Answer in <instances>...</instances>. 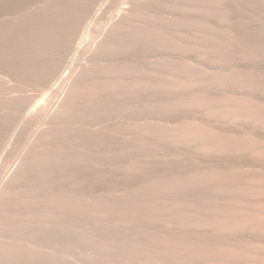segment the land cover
Masks as SVG:
<instances>
[{"label":"bare ground","instance_id":"6f19581e","mask_svg":"<svg viewBox=\"0 0 264 264\" xmlns=\"http://www.w3.org/2000/svg\"><path fill=\"white\" fill-rule=\"evenodd\" d=\"M99 1L101 2V0H0V153H3L5 151L10 152L17 145L21 144L20 142H21L22 137H27L24 135L29 130L31 131L32 128L35 129V127L38 125V123L42 119H43V122H45L44 123L45 126L43 124V126H44L43 127L40 124L41 127L38 126L39 129L37 131L35 130L36 132L32 136L33 139L31 140L32 143L29 141L31 145H34L33 143L39 144V146L40 145L44 146V145L49 144V143H50L49 145H51V143L55 144V142L58 140L56 146L58 148L60 147L62 149V148H64V145H67L63 140H68L70 137L77 138L78 133H81L84 136L87 134H93L91 132H96L97 133L96 135H98V136L100 133H102V134L104 133L102 130H101L102 132H100V131H98L100 129H98V130L96 129L99 132V134H98V132L90 126L92 123L89 124V122H90L89 120H87V121H89L88 123L87 122L84 123L85 121L84 122L81 121L82 123L78 122L81 125L80 127L74 126L75 127L74 128L72 126H69V125L66 126V125L69 122L78 120V118H77L79 115L78 111L81 110V111L85 112L87 109L90 110L91 107H92V109H93V107L95 108L96 105H94V103H96V102L102 103L103 100L109 102L111 99L113 100L115 98L119 101L121 100V98H120L121 95L119 97H117L118 94L114 95V93H113V92H118L116 89L117 87L115 88L116 89L115 91H113L114 89L112 90L113 91L112 95L115 96V98H113L111 96V92L108 91L109 87H108V89L106 88L107 89L106 90L105 89L106 86L105 87L103 86L105 84L107 85L108 79H109L108 77H110V75H111V74L109 75V73H107V71H104L103 67L109 66V68H110V67L114 66L115 64H116V66H117V64L118 65L120 64L121 66L124 65L122 63H124V61L126 59L121 57L122 59L120 60V58L118 59V57H116L115 55H112L113 53L110 54V51L115 52L114 50L116 47L115 48H113V47L115 45L118 46L121 43H122V46H124L123 45L124 43L125 44H128V43L133 44V42L131 43V41H134L136 39L135 36H139L140 32H142L140 29L141 28L144 29V25H148V26L150 25V24H146V22L148 23V20L150 19L149 17L151 15L150 16L147 15V16H149L148 17L149 19L145 18V17H147L146 15H145V17H142V18H144L143 20H145V24L142 26L144 21L140 20V22L142 21L143 23H141V26H139L138 25L139 22L137 24L138 19L136 17L137 16L136 14L138 11V7L143 9V10L140 9L141 12L144 11V9H146V6L149 7L148 6L149 4H151L150 6L154 8V6H153L154 1L152 2V0H128L127 5L121 7L119 9V11L116 12L117 14L115 15V19H113L114 21L112 20V22L107 27H106V25L109 22L107 24L105 23L106 28L103 27L105 30L101 36L102 38H99V36L97 37L100 39V41L97 40L98 42L96 44L94 43L95 45H93V43H92L93 46H91L90 49L88 48L89 52L87 50H83L84 53L85 52L87 53V55L85 54V56H84L82 54L83 52H81V49L83 48L82 45L85 43V41H84V30L87 28V25L89 24V22H91L90 19H92L91 17L94 16V12H95L94 10L96 9V11H97V8L95 6L98 4ZM108 1H109V3L113 2L112 0H108ZM199 1L203 2V0H199ZM199 1H198V3H200ZM259 1L260 0H258V3H259ZM102 2H104V0ZM114 2H115V0H114ZM114 2L112 3L113 5L116 3V2L115 3ZM118 2H120V0ZM122 2H124V1H122ZM209 2L212 4V1H209ZM213 2H215V0ZM219 2H221V1H219ZM104 3L106 4V1ZM205 3L210 5V3H208V1ZM251 3L253 4L254 2L252 1ZM258 3L256 5H258ZM216 4H217V2H216ZM221 4H222V2H221ZM248 5H249V3H248ZM256 5H254V6H256ZM120 6L117 5L118 8ZM228 6H230V5H228ZM100 7H101V5H100ZM151 7H149V8H151ZM153 8H151V9L153 10ZM114 9H116V7ZM231 10H233V8L229 9V11H230L229 13L233 14L234 11L232 12ZM155 11H157V9ZM109 12H111V11H109ZM224 12H226V11H224ZM235 13L236 12H234V16L236 15ZM98 14H100V13H98ZM226 14H228V12ZM102 15H103V13H102ZM111 15H113V13ZM153 15H155V14H153ZM221 15H223V14H221ZM96 16H97V14H96ZM227 16L229 18L230 14ZM234 16L230 17V19L233 18ZM104 17L107 18V16H104ZM93 18H95V16ZM102 18H103V16H102ZM106 18H104V19H106ZM222 19H224V18H222ZM102 21H103V19H102ZM149 21H150V23L151 22L153 23L156 20L154 19V21H153L152 19H150ZM157 23H160V22L158 21ZM226 23H228V22L226 21ZM231 23H232V21H231ZM161 24H162V22H161ZM155 25L150 26V27H155ZM157 25L159 26V24H157ZM205 25H203V26H205ZM91 27H92V25H91ZM145 28H147V27L145 26ZM156 28H158V27H156ZM230 28H232V30L234 29L237 32L236 36L239 37V39H237V41L238 40L243 41L242 39L244 38V40H245L246 36L248 38L251 36V34L249 35L248 32H246V33L249 36L247 34H245V30L243 28H241V30L242 29L244 30V34L246 35L245 37H244L243 32H240V30L238 28L235 27L236 28L235 29V28H233V26H231ZM237 29L239 31H237ZM232 30L230 32V29H229L230 34L226 30L228 32V33L226 32V34L231 35L230 38L232 37V35L234 36V34H235L234 33L235 31L233 30L234 32L232 33ZM86 32H88V28H87ZM136 32L138 35L136 34ZM175 33H173V34H175ZM88 34L89 33H87V35ZM146 34H148V33H146ZM237 34H239V35L241 34L242 36L241 35L240 36L243 38L240 39V36ZM143 35H145V34H143ZM86 37H90V36H86ZM206 37H205V39H206ZM223 37H225V36L223 35ZM220 38L221 37H219L218 40H221ZM226 39H228V37H226ZM138 40L139 39H136L137 42H140ZM201 40H204V39H201ZM235 40H233V41H235ZM94 41H96V40L94 39ZM233 41L230 40L229 43L232 42V43H230L232 45ZM248 41H249V39H248ZM250 41H251V39H250ZM90 42H91V40H90ZM137 42H136V44H137ZM214 42H215V40H214ZM216 42H218V41H216ZM205 43H207V42H205ZM229 43H227V44H229ZM237 43L238 42H236L234 44L237 45ZM136 44L134 41L133 46L135 45L134 47H136ZM89 45H91V43ZM138 45H139V43H138ZM236 45H235V47H236ZM85 46L87 47L86 44H85ZM141 46H142V44H141ZM144 46L145 45L143 44V49L148 48V47H144ZM232 46L234 47V45H232ZM80 47H82V48L79 50ZM119 47H121V45ZM129 47H132V46L128 45L127 49H129ZM137 47H139V46H137ZM233 47H232V50H233ZM235 47H234V49H235ZM136 48H135V50H136ZM236 48H237V53L239 54V52H238L239 47H236ZM125 49H126V47L123 50L125 51ZM127 49H126V51H127ZM130 49L132 52H135V51H133L134 48H133V50H132V48H130ZM130 49L128 50V52L130 51ZM198 49H202V48H198ZM78 50L80 51V52H78V54L80 53V55L82 54V57L84 56L83 57L84 62H83V60L81 62H79V60L77 61V58L79 57L78 56L75 60L76 63L78 62L77 66L73 65L74 67L76 66V69L74 68V72H72V74L68 77V79L65 78V80H64L65 82H64L62 79L63 78L62 74H64L63 73L64 68L66 66H67L66 68H68V65H67L68 62H70V59H73L74 55H77L76 52ZM137 50H136V53H137ZM148 50H149V48H148ZM226 50H224V52ZM116 51L118 53L119 50H116ZM140 51H143V50L140 49ZM145 51H147V50H145ZM200 51L203 52L204 50L203 51L200 50ZM207 51H209V50H207ZM224 52H223V54H224ZM230 52H231V50H230ZM129 53H131V52H129ZM129 53H125V54H129ZM123 54H124V52H123ZM142 55H143V52H142ZM139 56H137L135 58H138ZM127 58H128V56H127ZM141 58H145V55H144V57L142 56ZM133 59H132V56H129L130 61H133ZM222 59H220V60H222ZM146 60H144V61H146ZM225 60H224V65L226 64ZM134 61H135L134 63H136V59H134ZM137 61H139V60H137ZM147 61H149V59ZM238 62H239V60H238ZM139 63H142V61ZM143 63H144V65H145V63L147 64V62H143ZM143 63L141 64L142 68H143ZM128 64L129 63H127V65ZM131 65H133V67L134 66L137 67V65H140V64L137 63L136 65H134L131 63ZM131 65L129 64V68ZM206 65H207V63H206ZM199 66H201V64ZM122 67H124V68L127 67L126 63H125V66H122ZM66 68H65V70H66ZM106 68H108V67H106ZM194 68H196L195 65H194ZM118 69H122V68L119 67ZM128 69H127V71H128ZM71 70H73V68ZM141 70H138V71L141 72ZM199 70H202V67ZM228 70H229V68H228ZM230 70H231V67H230ZM232 70H234V69H232ZM124 71H126V70L124 69ZM178 72H181V71H178ZM237 72H239V71H237ZM135 73L136 72H134V75H136ZM227 73H229V72H227ZM232 73L230 71V75ZM119 74H120V72H119ZM119 74H117V75H119ZM199 74H198V77H200ZM132 75H133V73H132ZM139 75H140V73H139ZM195 75H196V72H195ZM216 75H218V74H216ZM225 75L226 74H223V76H225ZM241 75H243V74H241ZM126 76H127V74H126ZM209 76L210 75H208V77ZM114 77L112 79H114ZM131 77H133V76H131ZM220 77L222 80L223 77L222 76H220ZM226 77H227V75H226ZM237 77H238V75H237ZM253 77H252V79H253ZM138 78H140V77H138ZM204 78H206V77H204ZM248 78H250V77H248ZM217 79H219V78H217ZM226 79H228V77ZM241 79H242V77H241ZM126 80L127 79H125L124 81L126 82ZM136 80H137V78H136ZM198 80H200V79H198ZM229 80H230V78H229ZM133 81H135V80L133 79ZM236 81H237V79H236ZM10 82H13L14 84H16L18 82L19 83L24 82V84L26 83V85H30L29 83H31L33 85V83H34V85L35 84L37 85L36 87L40 86V88L42 87V89L45 88L46 90L51 89L50 90V91H52L51 94L54 97V103H53L54 107L51 108L48 105L49 102H47V101H50L52 99H50V100L44 99V101L46 100V102H43L42 100L36 101V99L33 96L29 97L27 95L28 91H27V93H24V94L18 93L19 91L16 90L15 86L12 87L13 83L11 85ZM62 82L67 84V87L63 88V90H60V88H58L57 86L59 83H62ZM209 82H211V81H209ZM209 82L207 83V86H208ZM253 82H254V80H253ZM133 83H135V82H133ZM136 83H137V81H136ZM140 83H142V81ZM222 83L224 84V82H222ZM21 84H23V83H21ZM17 85H19V84H17ZM179 85L178 86L176 85L178 87V89H180L179 87L182 86V85L181 86H179ZM120 86H121L120 89L122 90V85H120ZM218 86H219V84H218ZM234 86H235V84H234ZM261 86H262V84H261ZM33 87H35V86H33ZM228 87H225V89H227ZM255 87H257V86H255ZM29 88H27V90ZM13 89H15L17 92H14ZM181 89H182V87H181ZM247 90L249 91V88L246 89V91ZM33 91L34 90H32V92ZM82 91L83 92L89 91V94L94 92L93 96H96V97L89 95L92 97V100L89 99L91 101H87L88 103H86V101H85V103L83 105H80V103L84 97V94H83V97L82 96L80 97V95H82V94H80V93H82ZM226 91H228V89ZM230 91H231V93L228 91V93H230L229 97H226V98H224L225 96H222L223 98H221L220 96H218V94L213 92V90L212 91H208V90L202 91L201 93H197V92H199V91H197L196 96H193L196 98L194 103L196 106L203 107L205 109L206 108H213V107L223 109L225 107H232V106H235V108H236L237 104L240 103V104H242L238 108L240 111V114L242 112L243 114L248 115L249 118L250 117L253 118V117L258 116L260 118V120H262V119L264 120V105L263 104H261L258 101H257L258 104H256V103H254L255 101H251L252 99L250 100V102L244 103L243 102L244 100L240 101L242 99L241 97H240L241 98L240 100H239V97L237 95H236V97H233V95L235 93H232L233 91L231 89H230ZM240 91H242V89ZM250 91H251V89H250ZM256 91H257V89H256ZM262 91L264 93V90H262ZM34 92H36V91H34ZM132 92H133V90H132ZM257 92H259V91H257ZM16 93H18V94H16ZM39 93H42V92H39ZM95 93L97 95H95ZM221 93H219V95ZM263 93H261V94H263ZM51 94H49V95H51ZM226 94H227V92H226ZM239 95L241 96V94H239ZM127 96L124 95L122 98H127ZM262 97H260L261 101L264 100V97L263 98ZM45 98H46V96H45ZM84 98L87 99V96ZM130 98L132 99V97H130ZM256 98L258 99V97H256ZM116 99L114 100L115 102L117 101ZM101 100H102V102H101ZM185 100L186 99H184V101ZM93 101H95V102H93ZM119 101H117V103ZM129 101H130V99H129ZM189 101H191V100H189ZM50 103H51V101H50ZM48 106H49V108H48ZM186 107H188V106L186 105ZM97 109H93L95 113H96ZM108 109H110V108L108 107ZM199 110H201V109H199ZM87 111L85 113H87ZM90 111H92V110H90ZM90 111H89V113H90ZM99 111H97V113H99ZM204 111H206V110H204ZM221 111H223V110H221ZM121 112H122V110H121ZM112 113H113V111H112ZM206 113L207 112H205V114ZM214 113H216V112H214ZM214 113H212V114H214ZM227 113H228V111H227ZM90 114H93V113H90ZM216 114L214 116H216ZM86 115H85V117H88ZM227 115H229V114H226V116ZM92 116H91V118H92ZM68 117L70 118V120ZM211 117H212V115H211ZM223 117H225V116H223ZM67 118L69 121L67 122L66 125H64L63 123L64 122L66 123ZM203 118L204 119L200 118L201 119L200 122L198 124H196V127H194L197 130V132L196 131L195 132L197 133L198 139H199V135H202V137L204 135V137L206 136L208 138L209 134L211 135L212 133H214L218 137H220L222 140L224 139V141L222 142L223 143L222 146H225V147L222 149L219 148L220 150H217L218 147L214 144H211V145H214L216 147V149L214 148L213 150L212 149L210 150V148H208L210 146H208V147L204 148V149L208 148L207 149V151L209 150L208 152L203 151V153L202 152L200 153V152L196 151V153H194L195 155H192V156H193V158H194V156H196V159L198 160V161L195 160V162L196 161L198 162L197 164L194 163V164H196L197 170L201 171V173L198 172V174L202 175V171L206 172V174L207 173L210 174L213 179L212 178L210 179V183H208L209 185L211 184V180L213 182L215 180V183H217V185L219 183H220V185L221 184L222 185L227 184V186H228V184H232V185H234L233 187L236 188V186H237L239 188L238 189L236 188L237 189L236 191L232 190L233 192L230 191L229 193L222 192V189L226 190L225 189L226 186L224 185L225 187L222 188L221 191L219 190L220 192H208L207 189L209 186L206 185L207 183L204 181V183L198 182L197 185H194V186H196V187H194V189L189 190L190 189L189 188V189H185L187 191L182 190V207L184 209L191 210L192 214L194 212V209L196 208V213L195 212L194 213L195 214L198 213V215H201L202 210L204 212L206 210L205 213L202 212V215H205L207 213L208 214H214V215L216 214L217 216L220 215V219L223 218L222 219L223 221L220 220L223 222V223H220V225H222V224L224 225L225 223L229 224L231 230L228 231L229 233L222 232L223 230L222 231L216 230L215 232H213V235L209 236V237L206 236L208 233L207 234L203 233V232L201 233V231H200V233H198V231H196V230H197V228H198V230H199V228L200 229L202 228L203 225L201 224L202 223L201 221L203 219L201 220L202 217L199 219L198 215L195 216V214H193L195 217L198 216L199 221L201 220L200 221L201 225L199 224L200 227H198V224L196 223V221L192 220L195 217L192 219L190 218L188 221L192 220V224L197 225V228H196V230H194V227H193V233L190 232L191 230L188 231L189 228L188 229L185 228V229H187L188 232L182 228V238H180V239L185 240L186 243H188V242L190 243V241H196L195 245H197L199 247L200 246L204 247V249L208 248L209 252L211 249L221 250L222 252L227 254V256L226 255H224V256L228 257L227 263H224L221 260V264H222V262L224 264H264V131L259 130L257 128H248L246 130L242 129V128L239 129V127L238 128H237V126L233 127L231 124H230V126L229 125L226 126L224 124L222 125V124H218V123H214V122L210 123V120H208L209 118L207 120L205 119L206 117H203ZM93 119H95V118H93ZM117 120H119V119H117ZM78 121H80V119ZM254 121H256V119H254ZM194 123H195V121H194ZM72 125H75V123H73ZM95 125H93V126H95ZM193 126H191V127H193ZM116 129H118V128H116ZM107 131H108V129H107ZM186 131H187V129H186ZM207 131L209 132V134H207ZM196 133H194V134H196ZM203 133L207 134L208 136L203 134ZM104 134H106V133H104ZM110 134H111V132H110ZM187 134H189V133H187ZM214 134H212L211 140L212 139L214 140V137H213ZM27 135H28V133H27ZM83 135H81V136H83ZM84 136L82 137V141L86 137V136L85 137ZM89 136L91 137V135H89ZM100 136L102 137L101 134H100ZM108 136H111V135H107V137ZM104 137L105 136L103 135V138ZM107 137H106V139L109 138V137L108 138ZM127 138H128V136H127ZM127 138L124 139L120 136H116V135L114 136L113 139L114 140L116 139V141H115L116 146L114 145L113 147L114 148L116 147L117 149H115L114 152H112L110 155L108 154L109 156L107 155L108 156L107 157V163L108 164H107L106 168L108 167V169H104L105 173L101 172V170L103 171L104 166L100 169L101 173L98 172V170H96V169H99L100 166L99 167L97 166L95 168V171L92 172L91 170H89L90 168L89 169L84 168L86 166V164H85V166H83L84 165L83 162H82L83 168L82 167L79 168L80 167L79 165H76V166H78V168H77L75 165H70V164L64 163L63 166L60 164L61 167L58 166L57 167L58 169L53 167V168H55V170L52 169V171L46 170V169H45L46 171L42 170L43 172L45 171L42 175H38V173H37V175L24 174L27 170L29 171V167H28L29 165L27 166V170L26 171L24 170V169H26L23 167L26 165V163H24L25 160H24V162L21 161V163H19L17 161L19 164H25L21 167L19 166V164L17 165L16 163H15L16 166H14V167L12 166L11 168L9 167L10 169L7 171L6 175L4 177L0 178V212H1L0 218L3 217L0 220L5 221V219H7V221H5V222H8V225L4 222L5 227L2 226V225H4L3 222H2L3 223L2 225L0 224L2 227H4L3 230L5 229L4 233L3 234L0 233V234L2 235L1 236L2 239L6 236V238H8L10 241L9 245H11V242H12V245L10 247H7V246H9L7 243V246L5 247V246H3V244L2 245L0 244V264H41L42 262H45V264H56L55 260L52 258V256L47 255V253L49 251L45 254L46 256L44 255L45 257H43V255L39 256V254L38 255L35 254L34 252L31 251V249H30V252L23 251L25 248H24V246L22 248V246L20 245L22 242L19 243V245H18L19 247L21 246L20 247L21 249H20L17 246H15L18 238L15 239L12 235H10L11 231L14 232L16 230H23L24 232H27L28 228L27 229L25 228L24 222H22L24 219L22 220V217H25V219H26V218L31 217L32 215L40 212V210L39 211L37 210L40 207V204H39L38 208H36L38 201H35L34 202L35 204H33V200H37L40 197H43L46 199V202H45L46 209L48 208L49 210H52V211L54 210L56 213L55 215H57L60 219H62L65 222V223H63V226L66 228L67 231L65 234L60 233L58 231L57 234L60 233V237H62V236L64 237L67 234V232H70V231L71 232L73 231V233L74 232L76 233V231H77V234L74 235V236H76V235H78L79 231L82 232L83 229H85L84 230L85 232L83 231L82 233H85V235H86V230H87L86 227H88V229H89V227H91V228L95 227L98 229L99 227H101L99 222L101 220L105 219L106 215L113 214L114 212H116V214L114 213L113 215L117 216L118 215L117 210H115L113 212L112 210L109 211L108 209L105 208L106 211L108 210L109 212L106 213L104 211L105 210L104 205L110 197L115 198V199H122V200L125 199L128 202L129 206L126 209V216L120 217L121 219H124V222H126L125 218L127 219V218H131V217L136 216L137 212H139V210L136 207V203L141 204V203L147 202L151 198L150 193H151L152 170L150 167V164H151L150 162H149L150 164L147 162V164L144 163L141 165H137L140 163L139 162L140 159H139V161H136V160H138V158L136 156L139 155L141 152H143L147 148L144 149L145 146H143L142 144H139L137 141H135L136 139L132 140V138H130V139H127ZM191 138H194V137H191ZM201 138H200V140H201ZM29 139H31V138H29ZM61 139H63V140H61ZM219 139H216V140H219ZM88 140H89V138H88ZM206 140L208 142V139L205 138V141ZM82 141H79V143H74V145L80 144ZM92 141H93V139H92ZM100 141H101V139H100ZM107 141L110 144L111 140L110 141L107 140ZM22 142H23V140H22ZM87 142L84 141L82 143L86 144ZM112 142L114 143L113 140H112ZM213 142H211V143H213ZM25 143H26V141H25ZM219 143H221V142H219ZM27 144H28V142H27ZM27 144H25V145H27ZM81 144H80V146L83 147V145H81ZM39 146H38V149H39ZM146 146L148 147L147 144H146ZM44 147H46V146H44ZM52 147H53V149L57 148V147L55 148L54 146H52ZM86 147H87V144H86ZM40 148H43V147H40ZM76 148L79 149L78 146ZM49 149L47 148L46 151L48 152ZM82 149L83 148H81L80 150L82 151ZM39 150H40V152H43V150L42 151H41V149H39ZM83 150H85V149H83ZM86 150H87V148H86ZM46 151H44V152L46 153ZM51 151L52 150L50 149V153L52 154ZM66 151H63V152H66ZM74 152H77V149ZM80 152H78V154ZM28 153H29V155L31 154L30 152H28ZM33 153H35V152H33ZM66 153H65V155H68ZM38 154H36V156ZM40 154L41 155H38V156H40V157L45 156V155H42V153H40ZM83 154H82V156H84ZM29 155H28V157H29ZM48 155H49V153H48ZM69 155H71V154H69ZM80 155H81V153H80ZM33 156L36 157L35 154H33ZM51 156L55 157L54 154ZM73 156H70V157H73ZM141 156H143V153H142V155H140V157ZM23 157H24V155H23ZM40 157H37V160H39L38 158H40ZM43 158L42 159L40 158V160H43ZM87 158H86V160H87ZM35 159H33V160H35ZM49 159H50V157H49ZM53 159H55V158H53ZM83 159H84V157H83ZM21 160H23V159H21ZM31 160H32V156H31ZM45 160H47V159H45ZM51 160H52V157H51ZM60 160H62V159H60ZM81 160H82V158H81ZM54 161L55 160H53V164H54L53 166H55V164H56ZM56 161L59 162L58 159ZM135 161L138 163L136 164ZM188 161H191V160H188ZM32 162L29 161V163L31 164L30 168L33 167L32 164L34 162L33 163ZM46 162L44 163L45 166L47 165ZM65 162H67V161H65ZM75 162L79 163L78 161H74V163ZM186 162H187V160H186ZM192 162L193 161H191V165L193 164ZM51 163L52 162H50V164ZM184 163H185V161H184ZM35 164H36V160H35ZM3 165H5V164H3ZM56 165H59V163ZM36 166H38V165L36 164ZM22 167L24 169H22ZM34 167H33V170L38 169V168H36V167L34 168ZM42 167H43V165H42ZM48 168H50V167H48ZM23 170L25 172H22ZM30 171H32V170H30ZM89 171H91L93 174L92 173L90 174ZM38 172H39V170H38ZM195 172H197V171H195ZM195 174H194V176H195ZM194 176H192V177L195 178ZM192 177H191V180H192ZM205 179H208V178H205ZM196 180L201 181L198 178ZM208 182H209V179H208ZM213 182H212V185H213ZM194 184H196V183L194 182ZM212 187H211V189H212ZM233 187H231V188H233ZM187 188H188V186H187ZM217 189H219V185H218ZM229 190H230V188H229ZM119 191H121L122 193L124 192L125 194L117 195V192H119ZM214 191H216L215 188H214ZM226 191H228V189ZM93 194L98 195L96 197V199H95V197L93 198L96 201H99L97 204H96V201L94 203L93 199L90 200V198L92 197ZM206 195L213 196L215 198V200L209 206L203 207L202 206V198ZM98 198H99V200H98ZM98 204L101 205L102 207L104 206L103 208L101 207L102 210L100 209V206ZM184 206H186V207H184ZM46 209L44 207V210H46ZM44 210H43V212H44ZM186 210L183 211L182 214L184 212L187 214L190 213ZM186 215H184V216L186 217ZM211 216L216 221L214 216L213 215H211ZM217 216H215V217H217ZM206 217L208 218V216H206ZM212 217H209V218H212ZM184 218L182 216V220L186 219V218L185 219ZM209 218H208V220H209ZM187 219H188V217H187ZM115 220H116V218H115ZM131 220H133V218H131ZM204 220H203V222H204ZM210 220H212V219H210ZM121 221L119 220V222H121ZM128 221H127V224L125 223V225H128ZM217 221H218V219H217ZM134 222L132 221V223H134ZM182 222H184V221H182ZM186 222H187V220H186ZM193 222H195V223H193ZM211 222H212V224H214L213 223L214 221H211ZM216 223H219V222H216ZM121 224H119V225H121ZM187 224H188V222H187ZM187 224L185 223L184 225L187 226ZM192 224L190 223V225H192ZM209 224L211 225L210 222H209ZM132 225L133 224L130 223V226H131L132 231H133L132 234H134V236L137 235L136 236L137 238L142 237L144 235V233H142V232H144V230L146 231L145 234H147V232L150 233V235H146V237L151 236L150 226H147V229H145V228L143 229L142 227L138 226L139 224L138 225L135 224L133 226ZM184 225L182 227H184ZM217 225H214L213 228H211L212 226L211 227L209 226V227L213 230V229H215V227L217 228ZM220 225H218V226L221 227ZM223 225H222V228H223ZM114 228H113V231H114ZM190 228H191V226H190ZM203 228H205V227L203 226ZM117 229H119V228H117ZM209 230L210 229L205 228L204 232H207ZM212 230L210 231L211 234H212ZM64 231L65 230H63V229L61 230V232H64ZM108 231H110V229ZM194 231H196L197 233H194ZM71 232H70V235H73V233H71ZM210 232L208 235H210ZM51 234H55L54 231ZM140 234H143V235L140 236ZM46 235H47V233H46ZM79 236L82 238L81 235H79ZM79 236H78V238H79ZM68 237H69V235H68ZM133 237H131V239ZM136 237H134V239ZM146 237H145V239H146ZM70 238H71V236H70ZM137 238L135 240L136 241L135 246L141 247V245H140L142 243L141 241H143L144 239H143V237L140 238L143 240H140L141 243L139 245H137L138 244L137 240H139ZM128 240H130V238ZM132 240H130V241L132 242V244H134L135 241H132ZM146 240H148V239H146ZM170 240H172V238ZM170 240H169V243H170ZM183 240H181V241L183 242ZM181 241H179V243ZM4 242H7V241H4ZM172 242H174V241H171V243ZM149 243H145L146 248L148 247L147 244L151 247V245ZM4 244L6 245V243H4ZM23 244H24V241H23ZM26 244H27V242H26ZM124 244H127V243H124ZM130 245H131V243H130ZM170 245H172V244H170ZM179 245H181V244H179ZM195 245L193 244L192 247H194ZM133 246H132L133 250L134 249L139 250V248H140V247L135 248ZM185 246L187 247L188 244ZM185 246L183 245V248ZM166 247H168V246H166ZM190 247L191 246H189L188 248L190 249ZM169 248H171V247L169 246ZM173 248H175V247H173ZM126 249H127V247H126ZM130 249H131V247H130ZM130 249H128V250L132 251ZM148 249H145V250L147 251ZM189 249L188 250L184 249V250L189 251ZM191 249H193L192 251L194 252L195 249L194 248H191ZM198 249L202 250L201 248H197V250ZM28 250H29V248H28ZM218 250H216L215 252L217 253ZM129 251H128V253H129ZM140 251H141V249H140ZM169 251H170V249H169ZM181 251H182V249H179L178 253H180ZM192 251H191V253H192L191 256L195 255V254H193ZM132 252L135 253V251H132ZM139 252L137 254H140V257L136 256L137 254H135V255L133 254V255L136 257H139V258H144V256H145L143 254L144 250L142 252V254L144 256L141 254V252L140 253ZM147 252L148 253L146 254L145 257H147L149 259V257H148V255L150 254L149 250ZM186 252H184V253H186ZM197 252H196V255L198 254ZM212 252H214V251H212ZM207 253H206V256L209 255V254L207 255ZM48 254L51 255L52 253H48ZM199 254H200V251H199ZM210 254H211V252H210ZM214 254H212V255L214 256ZM218 254H219L218 257H222V256H220L221 252H218ZM141 255H142V257H141ZM200 255H197V256H200ZM184 256H185V254L182 256V258ZM206 256H205V258H206ZM210 257L213 258L211 255H210ZM194 258H195V256H194ZM191 259L194 261H197V259H199V257L195 258V259H193V258H191ZM214 259L215 258H213V260ZM218 259H217V263L220 262V261H218ZM189 260H188V258L182 259V264H198L197 262L190 263V261H192V260H190V261ZM199 260H201V258ZM202 260H201V263L203 264L204 261L202 262ZM213 260H211V262H209L208 260L207 261L209 263H213L214 262ZM146 264H148V263H146ZM149 264H150V262H149Z\"/></svg>","mask_w":264,"mask_h":264},{"label":"rangeland","instance_id":"374dc122","mask_svg":"<svg viewBox=\"0 0 264 264\" xmlns=\"http://www.w3.org/2000/svg\"><path fill=\"white\" fill-rule=\"evenodd\" d=\"M102 1L103 0H101V2L99 1L98 2L99 5L97 4L95 6L97 8V11H96V9L94 10L95 11L94 12L95 18H93L94 16H92L91 17L92 19H90V21L92 23L89 22V24L87 25L88 32H86L87 28L84 30V41H85V43L83 44L84 46L82 45V47L83 48L85 47V48L83 49L82 47H80L79 50L82 48L81 52H83V50H87L89 52L90 47L95 45L98 41H100L99 38H102L101 36L105 30L104 28H106L112 22V20L115 19V15L117 14L116 12H118L121 7L127 5L128 0H120V2H118L119 0H115L116 3L118 2L117 4L114 2V0H112L115 3L114 5L112 4L113 2L109 3L108 0H104V2L106 1V4ZM122 1H124V2H122ZM153 1H154V3H153L154 8L150 6L151 4H149V5L147 4L149 7L153 8V10L146 6V9H144V11L141 12V10H143V9L138 7V11L136 14L137 15L136 17L138 19L137 24L139 22L138 25L141 26V23H143L142 21H144L142 26L145 24V20H143L144 18H142V17H145V15L146 16L151 15L150 17L147 16L145 18H147V19L150 18L153 21L155 19L157 22L159 21L160 23H157L156 21L153 22L154 24L152 22L150 23V21H149L150 19L148 20V23L146 22V24H150V25L149 26L144 25V29H142V28L140 29L142 31V32H140L141 35L139 34V36H135L136 39H139L138 41L141 42V43L137 42L136 39L134 40L135 44L137 42L136 47L137 46H139V47L136 48V47H134L135 45L133 46L134 41H131V43L133 42V44H129L128 42H127L128 44H125L123 42L124 46H122V43H121L120 44L121 47H119L120 45H118V46L115 45L113 47V48H115V47L117 48V49L115 48V50H114L116 53L113 51H110V54L113 53L112 55H115L116 57H118V59L120 58V60L122 59L121 57L125 58L126 60L124 59L125 61H124V63H122L124 65H122V66H125V63H126L127 67L124 68L120 64H119L120 66L118 64L116 66V64H115L114 66H112L110 68H109V66H106L108 68H106L105 66L103 67L104 71H107V73H109V75L111 74L110 77H108L109 78L108 83H107L108 86L106 84L103 86L104 87L106 86L105 89L106 88L108 89V87H109L108 91L111 92V96L113 98H115V96L112 95V92L117 89L118 92H113V93H114V95L118 94L117 97H119L121 95L120 96L121 100L119 101L115 98L117 101H119L118 103H117V101L116 102L114 101L115 99H113V100L111 99L109 102L105 101V100H103V102H102V100H101L102 103L96 102V103H94V105H96L95 108L93 107V109L98 108L100 110L99 111L97 109V111H99V113H97V111H96V113L98 115L94 112V110L91 107L90 110H92L93 112L90 111L89 109H87L88 111L87 110L86 111L88 114L85 113L86 111L85 112L81 111V110L78 111L79 115L77 118H78V120L80 119V121H78V120L72 121V122H69L67 124V122L70 120V118L68 117L69 120L67 118L66 123L65 122L63 123L64 125L67 124L66 126L69 125L72 127H74V126L80 127L81 125L78 122L82 123L81 121H83V122L85 121L84 123H86V122L88 123L90 121L89 124L92 123L90 125L92 128H94L95 130L100 129L98 131H100V132L103 131L106 134L100 133L102 135V137H101L99 132L96 130L98 132L99 136L96 135L97 134L96 132H91L93 134H87V135H85L86 136L85 137L83 134L78 133L79 137L77 136V138L79 140L77 138H72V137H70L68 140L61 139L67 144V145H64V148H62V149L60 147L58 148L56 146L58 140L55 142V144L51 143L52 146H54V147L56 146L58 149L56 147H55L56 149H53V147L51 145H49L50 143L44 145L46 147L41 146V145L39 146V144H35V143H33L35 146L31 145L30 142L33 139L32 136L39 129V127H41V125L43 126V124L45 123V122H43V119H42L38 123V125L35 127V129L32 128L31 131L29 130L27 132L28 135H27V133L24 135L27 137H22L21 142H20L21 144L17 145L10 152L5 151L3 153H0V158H1L0 159V178L4 177L7 173V171L12 166L14 167V166H16V164L18 165L19 163H21V161L24 162V160H25L24 163H26V165L25 164H19V166L21 167V166L25 165L23 167L26 169H24L23 167H22V169H24L26 171L27 166L29 165L28 166L29 171L30 170H32V171H30V172L28 170L26 172L24 170L22 171V172H25L24 174H27V175L28 174L37 175V173H38V175H42L46 170L52 171V169L53 170H55V168L58 169L57 167L60 166V164L63 166L64 163L70 164V165H75V166L79 165L80 166L79 168H81V167L83 168V166H85V164H86V166L84 168H86V169L90 168L89 170H91L92 172L95 171V168L97 166L98 167L100 166L99 169H96V170H98V172H100V169L104 166L103 171L101 170V172L105 173L104 169H108V167L106 168V166L108 164L107 163V157L112 152H114L115 149H117L116 147L115 148L113 147L115 145V141H116V139L115 140L113 139L114 136L115 135L120 136L124 139H126L128 136L127 139H130V138H132V140L136 139L135 141H137L139 144H142L143 146H145L144 149L147 148L143 152H141L139 155L136 156L138 158V160H136V161H139V159H140V161H139L140 163L137 164L138 162H136V161H135V163L137 165H141L144 163L147 164V162L151 163V164L149 163L151 170H152L151 193H150L151 198L147 202H144L141 204L136 203V207L139 210V212H137L136 216L131 217V218H133V220H131V218H127V219L125 218L126 222H124V219H121L120 217L126 216V209L129 206L128 202L125 199L122 200V199H115V198L110 197L106 201V203L104 205L105 207L104 206L103 207H104V209L106 208L109 211L112 210L113 212L115 210H117V212H118L117 216L113 215L114 213L116 214V212H114L113 214L106 215L105 219H103L99 222L102 228L99 227L97 229L95 227H92V228L89 227V229H88V227H86V229H87L86 235H85V233H82L85 230V229H83L82 232L79 231L78 235H76V236H74V235L77 234V231H76V233L75 232L73 233V231L72 232L70 231L71 233H73V235H70V232H67L69 237L67 234L64 237L62 235H61L62 237H60V233L65 234L67 231L66 228L63 226V223H65V222L62 219H60L57 215H55L56 213L54 210L52 211V210H49L48 208H47L48 209L47 210L46 206H45L46 205L45 204L46 199L43 197H40L37 200H33V204H35L34 203L35 201H38L37 202L38 204L36 203L37 204L36 208H38V206L40 204V207L37 209L38 211L40 210V212L32 215L31 217L26 218L27 220L25 219V217H22V220L23 219L25 220V221L24 220L22 221V222H24L25 228L26 229L28 228L27 232H24L23 230H16L14 232H12V231L10 232V235H12L15 239L18 238L15 246H17L18 248H20L21 246L23 248V246H24L25 249L24 250L22 249L23 251L30 252V249H31L32 252H34L37 255L39 254V256L43 255V257H45L46 256L45 254L49 251L48 253H52V254L50 255L47 253V255L52 256V258L55 260L56 264H146V263L149 264V262H150V264H182V259H184V258H188V260L189 259L192 260L191 258L195 259L198 257H199V259L201 258V260L203 259L202 260V262L204 261L203 264H221V260L224 263H227V258H228V257H226L227 254H225L221 250L211 249L214 252H212L210 250V252H211V254H210L208 248L204 249V247H201V246L199 247V246L195 245L196 241H190V243L189 242L186 243L185 240L180 239V238H182V228L183 229L189 228L188 231L191 230L190 231L191 233H193V227H194V230H196L197 225H195V224L193 225L192 220L196 221V223L198 224V227H200L199 226L200 221L202 219L203 220L205 219L204 222H203V220L201 221L202 222L201 224L206 229H210V230L207 232H204L205 228H203V226H202L201 229L199 228V230H198V228H197L196 231H198V233H200V231H201V233L203 232L206 234L207 233L209 234V232L212 230L211 228H213L214 225H217V224L220 225V223H223L222 222L223 218L220 219V215L217 216L216 214L214 215V214H208V213L205 215H202V212H204L202 210V212H201L202 216H201V215H198V213L195 214L196 213V208H195L194 209L195 213L193 212V214H195V216L198 215L199 219L202 217L201 220L199 221L198 216L195 217L192 214L191 210L184 209L182 207V190L187 191L185 189H189V188H190L189 190L194 189V187H196L194 185H197L198 182L204 183V181L207 183L206 185H208L209 187L210 186L212 187L214 185L212 187V189H211V187L210 188L208 187V189H207L208 192H220L221 189L224 188L225 186H226L225 189L226 190L228 189V191L222 189V192L229 193L230 191L233 192L239 188L235 185L237 188L236 189L235 187H233L234 185H232V184H228V186H227V184L226 185L221 184L222 185L221 186L219 183L218 184L219 189H217L218 185H217V183H215V180H214V182L211 180V184L210 185L208 184V183H210V179L212 178V176L210 174H208V173L206 174V172H203V171H202V175L198 174V172L201 173V171L197 170V168H196V164L198 163L197 162L198 160L196 159V156H194V158H195L194 159L192 155H195L194 153H196V151L203 153V151L208 152L209 151V150L207 151L208 148H210V150L211 149L213 150L214 148L216 149V147L214 145H216L218 147L217 150H220V149L225 147V146H222L223 145L222 142L224 141V139L222 140L216 134L212 133V134H214L213 137H214L215 141L213 139L211 140L212 134L210 135L208 131H207V134H209V136L207 134L203 133V134L207 135L208 138L206 136L204 137V135H203L204 138L202 137V135H199V139H198V136L196 133L197 130L194 127H196V124H198L201 119H204L203 117H206L205 118L206 120L209 118L208 120H210V123L214 122V123H218V124H222V125L224 124L226 126L227 125L230 126V124H231L233 127H236V126H237V128L239 127V129L242 128V129L246 130L248 128H257L259 130L264 131V120L262 118H261L262 120H260V118L258 116L253 117V118L252 117L249 118L248 115H245L242 112L240 114V111L238 109L239 106L242 105L238 102L241 98L242 99L240 101L244 100L243 101L244 103L250 102V100L252 99L251 101H255L254 103L258 104L257 103V101H258L264 105V100H262V101L260 100L261 99L260 97H262V96L264 97V93L262 91V90H264V0H260L259 1L260 4L258 3V0H215V2H213L214 0H206V1L203 0V2L202 1L200 2L199 0H152V2ZM198 1L201 4L198 3ZM207 1H208V3H210L209 1H212V4L211 3H210V5L206 4L205 2H207ZM219 1H221L222 4ZM252 1L254 2L253 4L251 3ZM216 2H217V4H216ZM256 2L258 3V5H256L257 4ZM248 3H249V5H248ZM100 5H101V7H100ZM117 5L118 6L121 5V6L118 8ZM228 5H230V6H228ZM254 5H256V6H254ZM115 7H116V9L117 8L118 9L117 10L114 9ZM231 7L233 8V10H231V11L236 12L235 16H234V12H233V14L229 13L230 12L229 9H232ZM156 9H157V11H155ZM109 11H111V12H109ZM224 11H226V12H224ZM227 12H228V14H226ZM98 13H100V14H98ZM102 13H103V15H102ZM112 13H113V15H111ZM96 14H97V16H96ZM153 14H155V15H153ZM221 14H223V15H221ZM229 14H230V16L228 18L227 15H229ZM102 16H103V18H102ZM104 16H107V18ZM232 16H234V17L231 18L232 19L231 20L230 17H232ZM104 18H106V19H104ZM222 18H224L225 20ZM102 19H103V21H102ZM140 20H142V21L140 22ZM226 21L228 23H226ZM231 21H232V23H231ZM161 22H162V24H161ZM105 23L106 24L108 23V24L106 25ZM156 23L159 24L160 27ZM202 24L203 25L206 24V25L203 26ZM91 25H92V27H91ZM105 25H106V27H105ZM153 25H155V27H150ZM145 26L147 28H145ZM231 26H233V28H235V27L238 28L240 30V32H243V34H244V30H245V34H247L246 32H248L249 35L251 34L252 37L250 36L251 38L250 37L248 38L244 34V37L246 36L245 40L247 39L245 41L244 38L241 37L242 33L240 34L241 36L239 34H237L240 36V39L243 38L242 39L243 41H241V40L237 41V39H239V37L236 36L237 32L233 29L235 31L234 32L232 30V28H230ZM156 27H158V28H156ZM241 28H243L244 30L242 29L243 30L242 31ZM229 29H230V32L232 30V33L233 32L235 33L234 34L235 37L232 35V37L230 38L231 35H229L230 34ZM238 29H237V31H239ZM226 30L229 32L228 35L226 34V32H227ZM87 33H89L90 35L89 34L87 35ZM146 33H148V34H146ZM173 33H175V34H173ZM136 34H137V32H136ZM143 34H145V35H143ZM223 35L225 37H223ZM86 36H90L91 38L86 37ZM98 36H99V38H97ZM205 37H206V39H205ZM219 37H221L220 38L221 40H218ZM226 37H228L229 40L226 39ZM94 39L96 41H94ZM201 39H204V40H201ZM248 39H249V41H248ZM250 39H251V41H250ZM90 40H91V42H90ZM214 40H215V42H214ZM230 40H232V41L235 40V41H233V44H232V45H234V47L236 45L234 43L238 42L236 47H239V49H238L239 54L237 53V48L235 47V49H234V47L230 44L232 42L229 43ZM216 41H218V42H216ZM205 42H207V43H205ZM90 43H91V45H89ZM92 43H93V45H92ZM138 43H139V45H138ZM227 43H229V44H227ZM85 44L87 45V47L85 46ZM141 44H142V46H141ZM143 44L145 45L144 47H148L149 50H148V48L143 49ZM128 45L132 46V47H129V49L132 48V50H133V48H134L133 51H135V52H132L130 49L129 52H131V53H129L128 52L129 49H127ZM231 46L233 47V50H232ZM125 47H126L127 51H126V49H125V51L123 50ZM135 48H136V50L138 49L137 53H136ZM198 48H202V49H198ZM140 49H142L143 51H140ZM79 50L76 52L77 55H74L75 58L73 57V59H70V62H68V64H67L68 68H66L67 66L65 67L66 70L64 68V72H63L64 74H62L63 81L65 80V78L68 79V77L72 74V72H74V68L76 69V66L78 64V62L77 63L75 62L76 58L79 56L77 58V61L79 60V62H81L83 60V57L85 56V54L87 55L86 52L85 53L83 52L82 54L84 56L82 57V54L81 55H80V53L78 54V52H80ZM116 50H119L118 53ZM145 50H147V51H145ZM200 50H202V51L204 50L203 51L204 53L201 52ZM207 50H209V51H207ZM224 50H226V51L224 52ZM230 50H231V52H230ZM122 51L124 52V54L129 53L130 55L125 54L126 55L125 56ZM142 52H143V55H142ZM223 52H224V54H223ZM141 55L143 57L145 55V58H141L142 57ZM127 56H128V58H127ZM129 56H132V59L133 58L136 59V63H134L135 62L134 59H133V61H130ZM137 56H139V57L135 58ZM222 58L224 60L226 59L225 65H224V60ZM143 59L144 60L149 59L150 62L147 60L144 61ZM220 59H222L223 61ZM137 60H139V61H137ZM238 60H239V62H238ZM141 61H142V63L147 62V64L145 63V65L143 63V68L141 65L142 63H139ZM83 62H84V60H83ZM130 62L134 65H136L137 63L140 65H137V67H135V66L133 67V65H131ZM127 63H129L131 65L130 68H129V64L127 65ZM206 63H207V65H206ZM200 64H201V66H199ZM73 65H76V66L74 67ZM194 65L196 68H194ZM119 67L122 69H118ZM201 67H202V70H199V69H201ZM230 67H231V70H230ZM72 68H73V70H71ZM123 68L126 71H124ZM136 68L137 69L139 68L138 70L142 69L141 72L138 71ZM228 68H229V70H228ZM127 69H128V71H127ZM232 69H234V70H232ZM178 71H181V72H178ZM226 71L229 73H227ZM230 71H231V73L233 71L234 72L230 75ZM237 71H239V72H237ZM119 72H120V74H119ZM134 72H136L135 73L136 75H134ZM195 72H196V75H195ZM132 73H133V75H132ZM139 73H140V75H139ZM215 73L218 75H216ZM117 74H119V75H117ZM126 74L128 77L126 76ZM198 74L201 78L198 77ZM223 74H226L228 79H226L227 78L226 75L223 76ZM241 74H243V75H241ZM208 75H210V76L208 77ZM237 75L239 78L237 77ZM131 76H133V77H131ZM220 76L223 77L222 80H221ZM251 76L252 77L254 76L253 79ZM113 77H114V79H112ZM138 77H140V78H138ZM204 77H206V78H204ZM241 77H242V79H241ZM248 77H250V78H248ZM136 78H137V80H136ZM217 78H219V79H217ZM229 78H230V80H229ZM125 79H127L126 80V82L128 81L127 83L124 81ZM133 79L135 81H133ZM198 79H200V80H198ZM236 79H237V81H236ZM140 80L142 81V83L143 82L144 83L143 84L140 83L141 82ZM253 80L255 83L253 82ZM136 81H137V83H136ZM209 81H211V82H209ZM64 82L58 84L57 87L60 88V90H63V88L67 87V84H65ZM133 82H135V83H133ZM208 82H209V84L207 86ZM222 82H224L225 85ZM12 83L13 82H10L11 85H12ZM21 83H23V84H21ZM21 83H19V82L16 84L13 83V85H12V87L15 86L16 90L19 91L18 93L24 94V93H27V91H28L27 95L29 97L33 96L36 99V101L42 100L43 102H46V100L52 99L53 101L50 100L51 103H50V101H47V102H49V104L48 103L47 104L51 108L54 107V104H53L54 103V97L51 94V92H52V91H50L51 89L46 90L45 88H43V89H42V87L40 88V86L36 87L37 85L36 84L34 85V83H33V85L31 83H29L31 86L26 85V83L24 84V82H21ZM17 84H19V85H17ZM218 84H219V86H218ZM234 84H235V86H234ZM261 84H262V86H261ZM120 85H122V90L120 89L121 88ZM176 85L177 86L182 85L181 86L182 89H181V87H179L180 89H178V87ZM33 86H35V87H33ZM255 86H257V87H255ZM225 87H228L227 89L230 93H231L230 89L233 91L232 93H235L234 95L232 94L233 97H236V95L239 97V100L237 99L238 100L237 102L240 105L237 104V107H236L237 109L235 108V106L225 107L223 109L217 108V107L205 109L203 107H198L195 105L194 101L196 100V98L193 96H196L197 93H201L202 91H207V90L212 91L213 90V92L218 94V96H220L221 98H223L222 96H225L224 98L229 97L230 93H228V91H226L227 89H225ZM27 88H29V89L27 90ZM248 88H249V91L247 90L248 91L247 92L246 89H248ZM255 88L259 92H257ZM241 89H242V91H240ZM250 89H251V91H250ZM16 90L13 89L14 92H17ZM32 90H34L36 92H34V91L32 92ZM132 90H133V92H132ZM197 91H199V92H197ZM39 92H42V93H39ZM226 92H227V94H226ZM260 92L263 94H261ZM18 93H16V94H18ZM219 93H221V94L219 95ZM49 94H51V95H49ZM80 94H82V95H80V97L81 96L83 97V94H84V97L87 96V99L83 97V100L80 103V105H83L85 103V101H86V103H88L87 101L92 100L91 96H93L94 92L89 94V91H86V92L82 91V93H80ZM239 94H241V96ZM89 95H91V96H89ZM95 95H97V94L95 93ZM122 95L123 96L128 95L129 97L127 96L128 99L122 98L123 97ZM45 96H46V98H45ZM93 97H96V96H93ZM130 97H132V99ZM256 97H258V99ZM44 99H46V100L44 101ZM89 99H91V100H89ZM129 99H130V101H129ZM184 99H186V100L184 101ZM189 100H191V101H189ZM93 102H95V101H93ZM186 105L188 107H186ZM49 106H48V108H49ZM108 107L110 109H108ZM199 109H201L202 111ZM203 109L206 111H204ZM121 110H122V112H121ZM221 110H223V111H221ZM89 111H90V113H93L94 115L90 114ZM112 111H113V113H112ZM227 111H228V113H227ZM205 112H207V113L205 114ZM214 112H216L217 114ZM212 113H214V114H212ZM215 114H216V116H214ZM226 114H229V115L231 114V115L226 116ZM85 115L88 117H85ZM211 115H212V117H211ZM91 116H92V118H91ZM223 116H225V117H223ZM93 118H95V119H93ZM117 119H119V120H117ZM254 119H256V121H254ZM87 120H89V121H87ZM194 121H195V123H194ZM71 123L72 124L75 123V125H72ZM93 125H95L96 127ZM44 126H45V124H44ZM191 126H193V127H191ZM116 128H118V129H116ZM107 129H108V131H107ZM186 129H187V131H186ZM110 132H111V134H110ZM187 133H189V134H187ZM194 133H196V134H194ZM81 135H83L85 137L84 138L85 140L83 139V141H82L83 136H81ZM89 135H91V137ZM103 135L105 136L104 138H103ZM107 135H111V136H108L109 137L108 138ZM106 137L108 139H106ZM191 137H194V138H191ZM29 138H31V139H29ZM88 138H89V140H88ZM200 138H201V140H200ZM205 138L208 139V142H207V140L205 141ZM92 139H93V141H92ZM100 139L102 142L100 141ZM216 139H219L220 141L216 140ZM22 140H23V142H22ZM107 140H109V141L111 140L110 141L111 145L109 144V142ZM112 140L114 141V143L112 142ZM25 141H26V143H25ZM79 141H82V142L88 141L86 143L87 147H86V144H83L82 142H81L82 144L81 143L80 144L83 145V147L80 146V144L74 145V143H79ZM216 141L221 142L222 144L219 142L218 143L222 147ZM27 142H28V144H27ZM211 142H213V143H211ZM25 144H27V145H25ZM146 144L148 145V147L146 146ZM211 144H214V145H211ZM37 145L39 146V149H41V151L43 150V152H40ZM77 146L79 147V149L76 148ZM208 146H210V147H208ZM40 147H43L44 149L40 148ZM206 147H208V148L204 149ZM47 148L48 149L50 148L52 150L51 151L52 154L50 153V149L48 150V152L46 151ZM81 148H83L85 150L82 149V151H81L80 150ZM86 148H87V150H86ZM76 149H77V152H74V151H76ZM44 151H46L47 154ZM63 151H66L67 153L63 152ZM28 152H30L31 154L33 152H35V153H33V154H35V156L38 153H39L38 155H41L40 153H42V155H45L46 157L45 156L40 157L38 155L36 157H34L33 154L29 155ZM78 152H80L81 155H80V153L78 154ZM48 153H49V155H48ZM65 153L68 155H65ZM142 153H143L144 157L143 156L140 157V155H142ZM53 154L55 157L51 156ZM69 154H71V155H69ZM82 154L84 156H82ZM23 155H24V157H23ZM28 155H29V157H28ZM31 156H32V160H31ZM70 156H73V157H70ZM37 157H40L41 159L43 157L44 158H43V160H40V158H38L40 160L39 161V160H37ZM49 157H50V159H49ZM51 157H52V160H51ZM80 157L82 158L83 161L81 160ZM83 157H84V159H83ZM53 158H55V159H53ZM86 158H87V160H86ZM21 159H23V160H21ZM33 159L36 160V164L38 166H36L35 160H33ZM45 159H47L48 161ZM57 159L59 162L56 161ZM60 159H62V160H60ZM28 160L30 162H32V161L34 162V163L32 162L34 164V165L32 164V166L33 167L35 166L36 168H38V169H35L37 172L35 170H33V167L30 168L31 164L29 163ZM53 160H55L54 162L56 164L59 163V165L55 164V166H53L54 165ZM186 160H187V162H186ZM188 160L193 161L192 162L193 164L191 165V161H188ZM195 160H197V161L195 162ZM44 161L45 162L47 161L46 166L44 165V163H45ZM49 161L52 163L50 164ZM65 161H67V162H65ZM74 161H78L79 163H77V162L74 163ZM184 161H185V163H184ZM82 162L84 165L82 164ZM194 163H196V164H194ZM3 164H5V165H3ZM42 165H43V167H42ZM47 166L50 168H48ZM53 167H55V168H53ZM76 167L78 168V166H76ZM38 170H39V172H38ZM42 170H45V171L43 172ZM91 171H89L90 174L92 173ZM195 171H197V172H195ZM194 174H195V176H194ZM192 176H194L195 178H193ZM191 177H192V180L194 179L193 181L191 180ZM196 177L199 180H201L202 182L196 180L197 179ZM205 178H208L209 182H208V179H205ZM194 182L196 184H194ZM212 182H213V185H212ZM186 185L188 186V188ZM231 187H233L234 189ZM214 188L216 191H214ZM229 188H230V190H229ZM123 194H125V193L124 192L122 193L121 191L117 192V195H123ZM97 196L98 195L93 194L92 197L90 198V200L93 199L94 197L96 199ZM95 199H93L94 203L96 201ZM98 200H99V198H98ZM214 200H215V198L213 196L206 195L202 198V206L207 207ZM98 202L99 201H96V204ZM99 206L101 209L102 206L101 205H99ZM44 207L46 210H44ZM184 207H186V206H184ZM42 209L44 210V212ZM106 209L104 211L106 213L109 212L108 210L106 211ZM185 210L190 212V213H188L189 215L185 212L182 214V212ZM205 212H206V210H205ZM0 215H1V212H0ZM184 215H186V217ZM211 215L214 216L216 221L213 219V217ZM182 216H183V218L185 217L186 219L184 218L185 220H182ZM206 216H208V218L209 217H212V218H209V220H208V218ZM215 216H217V217H215ZM187 217H188V219H187ZM2 218H0V219H2ZM115 218H116V220H115ZM190 218L191 219L194 218L195 220L192 219V220L188 221ZM210 219H212V220H210ZM217 219H218V221H217ZM119 220L120 221L122 220V221L119 222ZM186 220H187L188 224H187ZM220 220H222V221H220ZM5 221H7V219H5ZM5 221L0 220V222H1L0 224L2 225ZM127 221H128V225H125V223L127 224ZM132 221L133 222L135 221V222L132 223ZM182 221H184V222H182ZM211 221H214L213 222L214 224H212ZM129 222L133 225L139 224L138 226L142 227L143 229L144 228L147 229V226H150L151 236H147L148 237L147 238L146 235H150V233L147 232V234H145L146 231L144 230V232H142V233H144V235L140 234V236L143 235L142 237L144 240L140 239L142 237L137 238L136 237L137 235L134 236V234H132L133 231H132V228H131ZM209 222L211 223V225L209 224ZM216 222H219V223H216ZM5 223L8 225V222H5ZM5 223L2 226L5 227ZM185 223L187 224L188 227L186 225H184ZM190 223L193 226L190 225ZM193 223H195V222H193ZM119 224H121V225H119ZM1 225H0V233L3 234L5 229L3 230L4 227H2ZM183 225H184V227H182ZM189 225L191 226V228ZM218 225H217L218 229L215 227V229L212 230V234L210 232V235L207 234L206 236H208V237L212 236L213 232H215L216 230L217 231L223 230L222 232H225V233H229L228 231L231 230L229 224H226V223L224 225L222 224L223 228H222V225H220L221 227H219ZM209 226L210 227L212 226V227L210 228ZM113 228H114V231H113ZM117 228H119V229H117ZM62 229L65 231L61 232ZM107 229L108 230L110 229V231H108ZM187 229H185V230L187 231ZM53 231L56 235L51 234V233H53ZM58 231L60 232L59 234H57ZM196 231H194V233H197ZM46 233H47V235H46ZM1 234H0V239L3 242L4 241H7V242H4V243H6V245H5L0 240V244L1 245L3 244V246L6 247L7 243H8V245L10 244V241L8 238H6V236L2 239ZM79 235H81L82 238ZM132 235L134 237H136L137 239H139V240H137V243H138L137 245H139L142 242L140 244L141 247L139 246L140 248L135 246L136 245V241H135L136 238L134 239V237ZM70 236H71V238H70ZM78 236H79V238H78ZM144 236L148 240H146ZM131 237H133L132 238L133 240L131 239ZM129 238H130V240L135 241V243L133 242L134 244H132V242L130 240H128ZM171 238H172V240H170ZM140 240H143V241L140 242ZM169 240H170V243H169ZM181 240H183L184 243ZM23 241H24V244H23ZM171 241H174V242L171 243ZM179 241H181V242L179 243ZM26 242H27V244H26ZM19 243H21L20 247L18 246ZM124 243H127V244H124ZM130 243H131V245H130ZM145 243H149L151 245V247L147 244L148 247L146 248ZM178 243L181 244L182 246L179 245ZM170 244H172V245H170ZM187 244H188V246L186 247L185 245H187ZM193 244L196 247L195 246L192 247ZM11 245H12V242H11ZM11 245H9L7 247H10ZM183 245L186 248L185 247L183 248ZM132 246L135 248H139V250L138 249L133 250ZM166 246H168V247H166ZM169 246L171 248H169ZM189 246H191L190 249L188 248ZM27 247L29 248V250ZM126 247H127V249H126ZM130 247H131V249H130ZM173 247H175V248H173ZM177 247L179 249H182L183 252L181 251L182 253L181 252L178 253L179 249ZM191 248L195 249L194 252L198 251L197 255H200V254L201 255L197 256L196 252L194 253L192 251L193 249H191ZM197 248H201L202 250H199V249L197 250ZM128 249L135 251V253L132 251H129ZM140 249H141V251H140ZM145 249L149 250V253H150L148 255L149 259L147 257H145L146 254L148 253L147 252L148 250L146 251ZM169 249H170V251H169ZM184 249H187V250L189 249V251L184 250ZM127 250L129 251V253ZM143 250H144L143 254L145 256L142 254ZM190 250L195 255L191 256L192 253ZM216 250H218V252H221L220 256H222L223 258L218 257L220 253L219 254H218V252L216 253L215 252ZM139 251L144 256V258H139L140 254H137ZM199 251H200V254H199ZM184 252H186V253H184ZM205 252L206 253L208 252L207 255L208 254L209 255L206 256ZM133 254L134 255L137 254L136 256H139V257H136ZM184 254H185V256L182 258V256ZM212 254H214V256ZM142 255H141V257H142ZM204 255L206 256L207 259L205 258ZM210 255L215 259L213 260V258H211ZM224 255H226V256H224ZM194 256H195V258H194ZM199 259H197V261H194V260H192V261L189 260V261H190V263L197 262L198 264H202L201 260H199ZM217 259H218V261H220L219 263H217ZM207 260L209 262H211V260H213L214 262L209 263ZM223 262H222V264H224ZM41 264H45V262H42Z\"/></svg>","mask_w":264,"mask_h":264}]
</instances>
